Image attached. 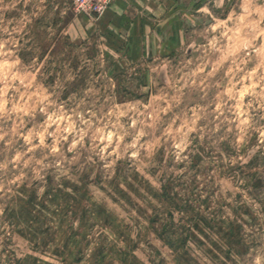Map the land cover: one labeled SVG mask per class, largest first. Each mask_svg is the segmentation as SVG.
I'll return each instance as SVG.
<instances>
[{
  "label": "rangeland",
  "instance_id": "374dc122",
  "mask_svg": "<svg viewBox=\"0 0 264 264\" xmlns=\"http://www.w3.org/2000/svg\"><path fill=\"white\" fill-rule=\"evenodd\" d=\"M115 1L0 0V264H264V0Z\"/></svg>",
  "mask_w": 264,
  "mask_h": 264
},
{
  "label": "crops",
  "instance_id": "0c3cea01",
  "mask_svg": "<svg viewBox=\"0 0 264 264\" xmlns=\"http://www.w3.org/2000/svg\"><path fill=\"white\" fill-rule=\"evenodd\" d=\"M131 1L134 7L139 10L140 15L162 17L170 8H174L179 0H116L112 10L123 12L126 10L125 3Z\"/></svg>",
  "mask_w": 264,
  "mask_h": 264
},
{
  "label": "built area",
  "instance_id": "2783aa9c",
  "mask_svg": "<svg viewBox=\"0 0 264 264\" xmlns=\"http://www.w3.org/2000/svg\"><path fill=\"white\" fill-rule=\"evenodd\" d=\"M73 4L77 13L93 17L101 14L110 7L114 0H68Z\"/></svg>",
  "mask_w": 264,
  "mask_h": 264
},
{
  "label": "trees",
  "instance_id": "16d2710c",
  "mask_svg": "<svg viewBox=\"0 0 264 264\" xmlns=\"http://www.w3.org/2000/svg\"><path fill=\"white\" fill-rule=\"evenodd\" d=\"M56 52H58V49L57 50L55 49L54 53H56Z\"/></svg>",
  "mask_w": 264,
  "mask_h": 264
}]
</instances>
